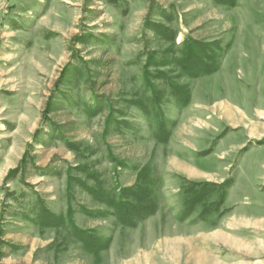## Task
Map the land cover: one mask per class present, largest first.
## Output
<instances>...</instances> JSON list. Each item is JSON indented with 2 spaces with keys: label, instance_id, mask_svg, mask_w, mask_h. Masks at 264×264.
Returning <instances> with one entry per match:
<instances>
[{
  "label": "rangeland",
  "instance_id": "374dc122",
  "mask_svg": "<svg viewBox=\"0 0 264 264\" xmlns=\"http://www.w3.org/2000/svg\"><path fill=\"white\" fill-rule=\"evenodd\" d=\"M0 264H264V0H0Z\"/></svg>",
  "mask_w": 264,
  "mask_h": 264
},
{
  "label": "trees",
  "instance_id": "16d2710c",
  "mask_svg": "<svg viewBox=\"0 0 264 264\" xmlns=\"http://www.w3.org/2000/svg\"><path fill=\"white\" fill-rule=\"evenodd\" d=\"M198 66V65H197ZM191 70H192V66ZM193 68H196V66H193ZM193 73V72H192ZM195 73V72H194ZM188 97V96H187ZM144 194L142 189L133 191V190H123V192L120 195V200H127L129 198H134L136 201L143 198ZM121 201H113V199H108L107 206H109L110 209L113 210L115 214H117L119 220L122 221V223L125 224H132L134 220H136L138 217L141 218L143 215H147L148 211H151V208L148 206H134L131 203L128 204V202H121ZM150 216V215H147ZM134 219V220H133Z\"/></svg>",
  "mask_w": 264,
  "mask_h": 264
},
{
  "label": "crops",
  "instance_id": "0c3cea01",
  "mask_svg": "<svg viewBox=\"0 0 264 264\" xmlns=\"http://www.w3.org/2000/svg\"><path fill=\"white\" fill-rule=\"evenodd\" d=\"M254 219H256V218H253L252 220L253 221H255ZM258 219V218H257ZM252 220H250V221H247V222H250V223H253V221Z\"/></svg>",
  "mask_w": 264,
  "mask_h": 264
},
{
  "label": "bare ground",
  "instance_id": "6f19581e",
  "mask_svg": "<svg viewBox=\"0 0 264 264\" xmlns=\"http://www.w3.org/2000/svg\"><path fill=\"white\" fill-rule=\"evenodd\" d=\"M227 112H228V110H227Z\"/></svg>",
  "mask_w": 264,
  "mask_h": 264
}]
</instances>
